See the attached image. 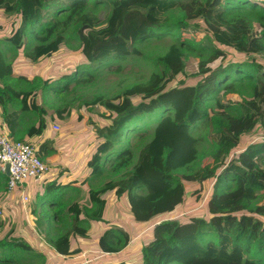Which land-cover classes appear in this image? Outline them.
<instances>
[{
	"label": "trees",
	"instance_id": "16d2710c",
	"mask_svg": "<svg viewBox=\"0 0 264 264\" xmlns=\"http://www.w3.org/2000/svg\"><path fill=\"white\" fill-rule=\"evenodd\" d=\"M99 8L105 11L103 22L97 17ZM0 11L18 20L3 41L11 49H21L25 38L36 41L27 54L31 62L57 54L63 44L74 41L86 60L105 66L139 57L140 45L151 39L164 35L173 39L162 56L152 59L154 71L146 83L131 85L112 97L98 95L84 101L85 106L104 107L107 112L101 117L109 122L95 130L100 143L88 162L91 176H100L108 164L109 172L120 178L88 191L86 206L70 203L69 221L58 222L66 232L52 242L57 254L74 258L80 253L72 248L70 236L88 238L83 226L102 220L107 192L117 197L126 194L133 219L148 222L184 204L186 183L204 184L211 179L206 216L191 212L183 222L166 217L153 224L148 231L152 241L141 248L138 264H264V200L255 202L264 198V137L244 150L239 148L242 136L264 127V65L254 60H221L207 67L222 58L221 48L249 55L264 52V45L258 43V37L264 39V0H0ZM236 15L257 21L260 32L251 23L234 22ZM195 21L203 25L209 46L194 40ZM194 58H199L197 68L185 74L187 67L194 66ZM180 74L194 83L178 82ZM12 75L13 68L0 51L4 127L14 135L22 114L35 112L40 121L27 133L41 135L45 111L34 98L39 84L20 76L19 83L28 88L15 89L7 83ZM93 75L76 68L54 84L43 81L41 88L69 95L72 84L85 88ZM235 96L237 101L232 99ZM7 103H19V108L7 111ZM67 108L56 109L50 120H63ZM154 114L158 122L147 142L144 131H139L136 156L127 148L111 160V149L126 130L132 131L129 122ZM216 151L220 156L212 166H200L204 156ZM2 183L5 175L0 174V189ZM69 187L50 183L46 191ZM108 235L110 231L98 240L105 254L119 252L128 244L125 237L122 245L107 246ZM30 250L22 239L6 237L0 240V264H34L35 257L20 255Z\"/></svg>",
	"mask_w": 264,
	"mask_h": 264
},
{
	"label": "rangeland",
	"instance_id": "374dc122",
	"mask_svg": "<svg viewBox=\"0 0 264 264\" xmlns=\"http://www.w3.org/2000/svg\"><path fill=\"white\" fill-rule=\"evenodd\" d=\"M99 21L105 19V11L102 8L97 10ZM234 22L251 23L255 32H260L261 28L257 21L250 20L244 16L236 15L233 18ZM18 23L14 16H5L0 11V51L7 63L13 68V75L7 80L15 89H27L28 85L19 83L18 77L22 76L32 81L35 80L39 84V89L34 91V98L37 105H41L44 112L43 124L45 127L42 130L40 139L51 140L52 144L46 152L51 156L50 172L46 173L44 178L38 182L27 180L19 185L13 192L7 193L3 198H0L1 211L0 220L2 227L0 228V240L9 239L10 237L20 238L27 242L31 250L29 253H24V257L36 258L34 264H117L125 262L127 264H138L141 260V248L152 241L149 228L165 219L166 217H174L178 221H186L191 212H198L200 215L206 216L205 201L210 193L211 179L205 183H186L187 193L185 202L182 206L177 207L168 215H161L152 218L148 222H136L129 210L127 195L117 197L113 192H107L103 195L106 201V207L101 221H90L84 224L87 230L88 238H82L76 235H71L72 248H79L80 254L78 257L69 258L61 257L54 249L52 242L59 235L64 234V225L59 226V220L69 221L70 215L67 213V208L70 203L77 202L81 206L88 203V191L101 188L107 181H114L120 178V175L109 172L107 164L103 172L98 177L91 176V168L88 162L95 154L100 139L97 138L96 128H101L107 122L101 117L102 113L107 111L100 105L85 106L84 101H91L95 96L103 97L115 96L131 85L144 84L150 78L154 71L152 59L162 56L167 48L173 43V39L168 35H164L160 39H151L150 41L140 45L141 55L126 60H118L111 64L101 66L99 63H90L82 56V50L78 47V43L71 41L61 46L60 51L50 57H44L36 62H31L27 54L30 49L36 45V41L31 38H25L23 47L19 50L11 49L10 46L3 41L9 37L13 29ZM193 26L196 28L194 34L195 41H201L209 46V40L203 34V25L199 21H195ZM183 37H186L184 35ZM258 43L264 45V39L258 37ZM223 52L222 58H218L216 62L207 64L208 68L213 67L221 60L231 61H251L254 60L260 65H264V52L257 54L238 53L230 48H221ZM199 58H194L193 67H187L185 74H192L198 66ZM76 68H83L88 71H93V82L87 87L74 88L70 86V93L56 94L51 87L43 90L42 82L50 80V84H54L55 80L60 77L71 74ZM178 82L193 84L189 76L178 75ZM2 84V83H1ZM34 84V83H33ZM174 83L168 86H173ZM42 87V88H41ZM250 89H253V87ZM74 97L79 100L71 102ZM141 98L135 102H139ZM234 101H237L232 97ZM19 103L6 105L7 111H12L19 108ZM67 105L68 114L64 115L63 120H56L61 126L59 134H55L50 130V116L52 112L61 106ZM3 107L0 105V126L2 122ZM153 116H145L138 120H132L127 127L132 131L126 130L121 137L119 144H116L109 152L110 159L115 160L117 156L127 148H131L133 152H137V147L140 145L138 139L139 131H144L147 142L157 125L158 120L153 119ZM54 116V115H53ZM81 116V120L78 117ZM40 121L39 116L35 112L23 113L19 120V127L11 135L14 140H23L22 137L29 129L36 127ZM89 122H93L90 124ZM137 128V129H136ZM260 131V132H259ZM257 131L255 136L264 135V127ZM137 133V134H135ZM260 133V134H259ZM139 143V144H138ZM145 144V143H144ZM201 142L200 149L203 147ZM209 145V141L205 146ZM219 151L203 157L200 166H212L213 162L219 159ZM109 168V169H108ZM2 175V174H1ZM3 178V176H1ZM35 183V184H33ZM56 184L65 186L70 184L69 188H56L52 191H46V185ZM28 185H33L37 188L31 196L28 190L22 192L23 188ZM200 189V190H199ZM3 193V190L0 189ZM3 196V195H2ZM62 202L61 205L53 204L54 201ZM264 200L257 199L259 203ZM33 210V213H32ZM32 213V214H31ZM68 227V226H67ZM110 231L108 235L107 246L110 244L122 245L128 237V244L119 252L105 254L101 251L98 245L100 236ZM120 231L123 232V236ZM126 237V238H125ZM119 241L121 244H119ZM5 254V253H4ZM1 255V253H0ZM6 255V254H5ZM7 256V255H6ZM6 256L4 257L5 259ZM8 257V256H7ZM12 257V256H9ZM23 257V256H22ZM119 261V262H118Z\"/></svg>",
	"mask_w": 264,
	"mask_h": 264
},
{
	"label": "built area",
	"instance_id": "2783aa9c",
	"mask_svg": "<svg viewBox=\"0 0 264 264\" xmlns=\"http://www.w3.org/2000/svg\"><path fill=\"white\" fill-rule=\"evenodd\" d=\"M52 130L58 133L60 128L55 125L52 126ZM48 171V167L33 146L20 140H13L6 130H0V174L6 176L7 193L13 192L29 179L40 180Z\"/></svg>",
	"mask_w": 264,
	"mask_h": 264
},
{
	"label": "crops",
	"instance_id": "0c3cea01",
	"mask_svg": "<svg viewBox=\"0 0 264 264\" xmlns=\"http://www.w3.org/2000/svg\"><path fill=\"white\" fill-rule=\"evenodd\" d=\"M50 122H51V124H50L51 132H53L55 134H59V132L61 131V126H59V123L56 120H54V121L50 120ZM55 125L59 126V128H60V131L58 133H56V132H54L52 130V126H55ZM2 129L6 130L8 135L11 136L9 131L4 127V123H1L0 130H2ZM259 129H262V128H257L256 130L250 132L249 134H247L245 136H242L241 139H240L239 148L244 150L246 147L251 145L253 142L258 141V139H262L264 136H255V134H258L257 131H259ZM22 139L23 140H20V141L26 142V143L30 144L31 146H33L36 149L37 154L39 155V157L41 158L43 163L48 167V169H49L48 173H49L50 170H51V163H53V161H52L51 156L47 155L48 153L46 151L50 149L52 141L51 140H47V139H40V135H33V134L31 135V134H28V133H25L23 135ZM44 176H45V174L43 175V177L40 180H42L44 178ZM40 180H38V181H40ZM38 181H34L33 180V182H35V183H37ZM35 183H33V184H35ZM37 184H39V186H41V187L43 186V184H40V182H38ZM5 187H6V176H5V184H4V186H3V183H2V188L1 189L3 190V193L0 192V198H3L4 195L7 194ZM26 190L27 191L29 190L31 192V196H32V194L34 193V191L37 190V188L34 187L33 185H28L26 188L25 187L23 188L22 192L25 193ZM1 211L3 212L2 208H0V212ZM0 215H1V213H0ZM79 254L76 257H78Z\"/></svg>",
	"mask_w": 264,
	"mask_h": 264
},
{
	"label": "water",
	"instance_id": "95a60500",
	"mask_svg": "<svg viewBox=\"0 0 264 264\" xmlns=\"http://www.w3.org/2000/svg\"><path fill=\"white\" fill-rule=\"evenodd\" d=\"M6 174H8V167L6 168Z\"/></svg>",
	"mask_w": 264,
	"mask_h": 264
}]
</instances>
